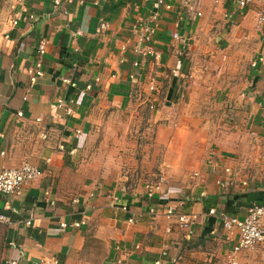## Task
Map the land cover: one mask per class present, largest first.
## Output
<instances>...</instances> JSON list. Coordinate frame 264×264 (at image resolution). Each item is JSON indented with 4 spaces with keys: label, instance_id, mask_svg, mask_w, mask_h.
I'll use <instances>...</instances> for the list:
<instances>
[{
    "label": "crops",
    "instance_id": "obj_1",
    "mask_svg": "<svg viewBox=\"0 0 264 264\" xmlns=\"http://www.w3.org/2000/svg\"><path fill=\"white\" fill-rule=\"evenodd\" d=\"M181 1L0 0V170L43 171L0 192L12 218L3 264H229L239 232L219 213L264 203V2ZM147 25L157 58L138 52ZM41 38L44 74L31 83ZM170 205L196 214L191 235ZM239 261L264 264V243Z\"/></svg>",
    "mask_w": 264,
    "mask_h": 264
},
{
    "label": "built area",
    "instance_id": "obj_2",
    "mask_svg": "<svg viewBox=\"0 0 264 264\" xmlns=\"http://www.w3.org/2000/svg\"><path fill=\"white\" fill-rule=\"evenodd\" d=\"M193 0H182L183 4H188ZM220 1V0H217ZM238 3L239 6L245 7L249 2L256 1V0H233ZM264 2V0H261ZM62 2V0H53L55 5H58ZM159 4L165 6L166 8H171V4L168 0H158ZM27 19H34L35 16L33 14L26 17ZM17 23V21H15ZM264 25V8L262 11L259 12L257 16V23L256 28L258 30L262 29ZM108 26L106 21H101L98 27V31H102ZM144 46L138 49V52L142 56H152L157 58V52L155 50L154 40L152 38L153 29L147 25L144 28ZM173 37L178 39L180 38L179 32H175ZM46 52V38H41L39 40L37 46V58L33 65L29 68L30 80L31 83H35L40 77L44 74L43 68V61L42 55ZM139 62L135 61L134 66H138ZM132 79H136V74H131ZM63 81L65 83L71 84L76 86L75 81H72L69 77H64ZM91 85H87V89H90ZM150 91L155 90V85L151 83L149 86ZM59 106H64L66 112L70 114L72 112L71 106L67 105V103L60 99ZM150 109L154 108V103H148ZM18 116H23V111H18ZM77 132H80L77 130ZM227 172L230 171V168L225 169ZM43 176V171L32 162L26 160L20 166L14 167H3L0 170V192L5 194H20L21 189L24 185H27L36 179H39ZM166 183V178L163 175L158 176V181H147L145 184L146 187V194L148 197H153L155 193ZM217 183L219 185H223L221 180H218ZM46 194L48 195L49 192L47 191ZM152 211L154 209L152 208ZM217 210L212 208L209 210V213L214 214ZM167 214L173 216L175 218V222L181 229H185L187 231V235H191L192 227L195 223L196 214L193 212H186V211H178L175 205H170L167 208ZM219 217L221 219L222 225L226 229H236L239 232V239L238 241L229 249L227 253V260L229 264H240L239 255L242 250H249L254 251L256 250L259 245L264 243V203L254 202L248 206L245 214L243 216H239L237 214L228 213L225 210L219 213ZM12 218L10 215L5 213H0V223H11ZM32 219H28L26 224L30 225ZM85 221L84 220H76L71 222V226L78 228L80 227ZM129 222H133V218L129 219ZM62 228L68 226L66 221L60 223ZM166 251H164V254ZM11 264H18L16 260H11ZM157 264H161V261L158 260ZM35 264H38L35 262Z\"/></svg>",
    "mask_w": 264,
    "mask_h": 264
},
{
    "label": "rangeland",
    "instance_id": "obj_3",
    "mask_svg": "<svg viewBox=\"0 0 264 264\" xmlns=\"http://www.w3.org/2000/svg\"><path fill=\"white\" fill-rule=\"evenodd\" d=\"M7 18V9L4 8V6H0V38H1V35L2 33H4V24H5V19ZM248 65H244L243 66V71L246 69ZM215 112V113H214ZM214 114L216 116H219L220 113H218L216 110H214ZM124 151V148H121L119 149V153L117 155V157H119L120 155L123 156L124 154H122ZM254 159L261 163L262 162V159H263V155L260 153L258 155H256L254 157ZM119 163H121V159H119ZM115 161H116V158H115ZM117 162V161H116ZM124 163V161H123ZM5 223H0V264H3L4 262V252H5V248H6V245H7V238H6V229H5Z\"/></svg>",
    "mask_w": 264,
    "mask_h": 264
},
{
    "label": "trees",
    "instance_id": "obj_4",
    "mask_svg": "<svg viewBox=\"0 0 264 264\" xmlns=\"http://www.w3.org/2000/svg\"><path fill=\"white\" fill-rule=\"evenodd\" d=\"M5 229H6V225H5ZM6 247H7V245H6Z\"/></svg>",
    "mask_w": 264,
    "mask_h": 264
}]
</instances>
